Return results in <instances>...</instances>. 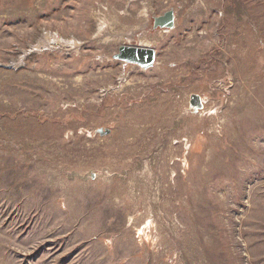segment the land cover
<instances>
[{
  "label": "rangeland",
  "instance_id": "obj_1",
  "mask_svg": "<svg viewBox=\"0 0 264 264\" xmlns=\"http://www.w3.org/2000/svg\"><path fill=\"white\" fill-rule=\"evenodd\" d=\"M0 264H264V0H0Z\"/></svg>",
  "mask_w": 264,
  "mask_h": 264
},
{
  "label": "water",
  "instance_id": "obj_2",
  "mask_svg": "<svg viewBox=\"0 0 264 264\" xmlns=\"http://www.w3.org/2000/svg\"><path fill=\"white\" fill-rule=\"evenodd\" d=\"M173 11H167L162 16L153 19V27L171 29L173 27ZM156 57V52L153 48L141 46H121L118 48V53L115 59L122 60L128 63L136 64L142 68H149L153 65ZM190 104L193 108L201 107V102L198 96L193 95L190 99ZM108 130H100L101 135H107Z\"/></svg>",
  "mask_w": 264,
  "mask_h": 264
},
{
  "label": "bare ground",
  "instance_id": "obj_3",
  "mask_svg": "<svg viewBox=\"0 0 264 264\" xmlns=\"http://www.w3.org/2000/svg\"><path fill=\"white\" fill-rule=\"evenodd\" d=\"M71 45V44H70ZM142 45V44H141ZM141 45H139V46H141ZM142 46H144V45H142ZM145 47H147V46H145Z\"/></svg>",
  "mask_w": 264,
  "mask_h": 264
}]
</instances>
